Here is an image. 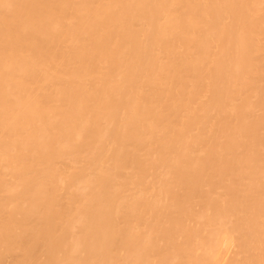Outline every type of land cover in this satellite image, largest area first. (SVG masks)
<instances>
[{"label":"bare ground","instance_id":"6f19581e","mask_svg":"<svg viewBox=\"0 0 264 264\" xmlns=\"http://www.w3.org/2000/svg\"><path fill=\"white\" fill-rule=\"evenodd\" d=\"M0 264H264V0H0Z\"/></svg>","mask_w":264,"mask_h":264}]
</instances>
